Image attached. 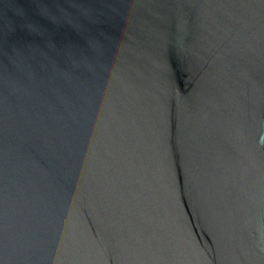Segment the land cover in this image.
I'll return each mask as SVG.
<instances>
[{
	"label": "water",
	"instance_id": "obj_1",
	"mask_svg": "<svg viewBox=\"0 0 264 264\" xmlns=\"http://www.w3.org/2000/svg\"><path fill=\"white\" fill-rule=\"evenodd\" d=\"M0 264H264V0H0Z\"/></svg>",
	"mask_w": 264,
	"mask_h": 264
}]
</instances>
